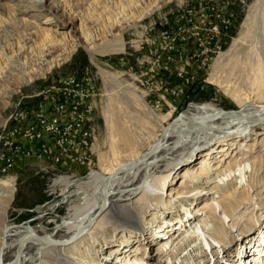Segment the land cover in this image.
I'll use <instances>...</instances> for the list:
<instances>
[{
	"label": "bare ground",
	"instance_id": "bare-ground-1",
	"mask_svg": "<svg viewBox=\"0 0 264 264\" xmlns=\"http://www.w3.org/2000/svg\"><path fill=\"white\" fill-rule=\"evenodd\" d=\"M47 2L43 0L38 7L32 0L7 5L14 19L26 25L29 23L26 17L32 10L43 11V17L37 19L36 15H29L36 25L30 53L39 59L48 44L60 47V52L46 62V72L69 59L79 45L87 50L92 60L97 54L125 51V29H136L138 21L163 5L160 0H125L118 3L114 10L100 16L96 28L91 29L85 25L82 16L77 27H70L63 16L47 6ZM36 20L43 23L37 25ZM4 21L0 16V23ZM114 27H119L117 32L113 31ZM140 34L141 31H137L136 35ZM131 43L136 45L137 41ZM95 66L107 96L103 114L110 139L112 168L107 174L92 170L72 193H67L66 187L74 179H56L54 183L58 184V190L65 197L63 199L68 201L61 224L55 223L58 226L51 228L38 224L37 228L26 224L20 227L11 225L8 230L4 229L0 233V250L5 237L0 264H27V261L31 264H111L114 257L116 261L112 264H151L144 260L142 252L137 253V249L129 252L130 244L144 232L149 233L150 241L158 239L162 242L160 256L154 264H163V261L167 264H191L196 261L199 264L197 261L201 257L196 255L201 253L204 245L210 248L212 260L216 255L213 254L216 246L224 252L223 240L229 236V229H235L237 236H242L243 240L245 226H240V221L251 223L254 215L245 212L249 206L242 213H237V209L242 200L246 204L244 201L253 199L256 183L258 179L262 180V167L255 159L249 161L241 157L227 162L226 166L210 165L207 161L201 164L200 161L198 169L185 168L180 175L183 179L176 187L172 185L177 176H174L175 170L183 164L197 163L203 148L209 147L204 155L214 151L223 153L238 138L240 142L256 128H264V0L249 3L236 36L229 47L215 57L208 76V81L230 98L237 108L225 110L211 102L190 103L180 113L178 121L168 127L155 153L140 165L128 167L114 176L107 184L109 175L137 160L143 152L134 159H122L125 155L121 156V153H127L126 157L133 155L137 145L144 141L148 150L159 140L165 128L163 123L174 111L157 114L149 105L146 93L134 82L127 81L118 72ZM235 76V79L241 78L246 83L245 88L233 80ZM31 80L28 78L25 82ZM1 103L5 106L8 101ZM139 126L148 129L138 136L135 130ZM158 130L160 133L157 134ZM105 158V153H98L100 163ZM13 192V178L0 180V215L5 213ZM75 193L77 196L67 199ZM202 196L206 198L199 205L198 200ZM260 202L255 205L261 206ZM46 208L53 211L51 206ZM44 209L38 207V214ZM89 212H92L90 216L97 215L88 225ZM226 219L229 225H225ZM193 221L196 224L191 226ZM187 226L190 227L186 229ZM176 233H179L178 236L187 233L186 240H182L178 250L171 253L165 249L166 239ZM76 234L72 242L60 246L42 243L43 240L64 241ZM210 240L215 247H211ZM252 257L249 264H264L261 250ZM220 262L218 264H222Z\"/></svg>",
	"mask_w": 264,
	"mask_h": 264
},
{
	"label": "rangeland",
	"instance_id": "rangeland-1",
	"mask_svg": "<svg viewBox=\"0 0 264 264\" xmlns=\"http://www.w3.org/2000/svg\"><path fill=\"white\" fill-rule=\"evenodd\" d=\"M22 1L23 0H0V16L5 19L4 22L0 23V60L2 59L0 64V128L4 123L6 115L15 104H32L33 99L30 96L38 92L41 88H44L51 81L59 78L60 76H66L70 73L76 74L79 77H91L97 92L96 132L93 141L94 159L89 166H86V169L78 174V180L73 182L69 180L71 183L66 187V191L67 193H72L76 190L77 184L85 180L92 170L107 174L113 165L110 151V139L106 130L103 114V107L107 96L101 77L95 65L103 67L111 72H118L127 81H132L129 76L124 73V68L120 67L118 64L120 53L108 55L97 54L94 55L92 60L87 50L80 45L69 59L63 62L61 61L59 65H54L47 72L44 71L46 68V62L50 61L60 52V47L56 44H48L43 51V55L39 59L34 54L32 55V53H30V46L33 43V39L35 38L33 32L36 25L33 23L34 19L30 18L29 15H36V19L38 17H43V11L36 9L38 6H40L43 0H32L37 7H35L36 10H32L27 15L26 19H29V23L27 25L21 23L20 20L14 19L7 9V5H19L22 3ZM241 1L236 0L235 2L234 6L240 10L237 25L233 28V30H235L227 39L226 44L221 52L225 51L229 47L232 39L236 36L239 25L245 16L249 3H251L252 0ZM123 2H125V0H48L47 6L53 12L57 13V15L63 16L70 27H77L80 21L79 19L82 16L81 19H83L85 25L91 29H94L97 26V19L100 16L109 10H114L118 3ZM160 2L163 4L162 7L153 11L149 16H145L140 21H138L136 23V29L134 27L125 29L123 38L126 43V51L133 52L131 43L133 41L132 39L135 38L137 31H141L143 26L148 25V23L153 21V19L159 20V17L162 16L167 10L171 9L174 5H186L188 0H160ZM36 22L37 25H41V23H43L40 22V20H36ZM118 29L119 27H114L113 31L117 32ZM18 45L20 46L19 50L17 49ZM214 60L215 57L212 61H210L209 66L203 70V75H201L199 82L194 84V86L186 92L177 111L165 120L163 123L164 126L171 122L175 116L184 111L187 106L193 102H211L217 104L219 107L225 110L237 108L236 104L230 98L224 96L217 86L208 81V76L212 69ZM28 78H32V80L30 82H25ZM235 78L236 76L233 80L236 81L239 86L243 88L246 87V83H244L241 78ZM174 83L175 81L173 80V84ZM134 85L136 86V84ZM4 100H7L8 103L7 105L2 106L3 103L1 102ZM149 105L151 106V104ZM122 106L125 107L124 104H122ZM152 109L159 115L168 113V110L166 109L162 111L157 110L155 107H152ZM146 129H148L146 126H139V128L135 130V135L139 136L141 133L146 132ZM158 133H160L159 130L157 131V134ZM246 138H243L240 140V142L238 140L240 138H238L237 141L234 142V145L229 147V150L223 153L214 151L211 152L210 155H204L209 149V147H205L201 150V157L196 160L197 163L190 165L189 163L183 164L175 170L174 176H177L172 185L173 187H176L179 181L183 179L180 177V175L185 168L198 169L200 166V161L201 164L202 161H207L210 163V165L218 164L226 166L227 162L233 161L235 159L238 160L242 157L243 159H247L249 161L255 159L256 163L262 167L260 171V177L262 180L260 181L256 176L258 182L254 188L255 196L249 202L244 201L246 204L243 203V200L241 199L242 203H240V206L237 209V213H242L245 211L244 209L249 206L245 212L249 215L252 213V215H254V220H252L251 223H244L242 220L240 221V226H245V232L242 234L245 237H243L242 240V236L238 237L235 229H229V236L223 240L224 252L220 251L218 246L215 247L210 240L209 244H211V247H215V250L212 249L213 254L216 253V255L213 257L215 260L211 259L212 254L210 248L204 245L202 246L201 253L196 255V257H201L197 261L199 264H212L213 261H215V264L221 263L220 261H222V264H249L250 259L253 258L252 255H258L259 250L264 253V128H256L255 132L249 134V136ZM144 142L142 143L143 146L142 144H138L136 151L129 157H126L127 153L122 152L121 156L125 155V157H122V159H134V157L139 156L147 149V145ZM242 142L243 145H240ZM121 149L123 148L121 147ZM99 152L106 154V158L102 163H100L98 160ZM52 175V167H50L46 161H41L36 158H25L18 161L17 170H15L9 176H0V180H6L10 178L14 179V192L12 199L10 200L5 213L0 215V233L3 232L4 229L8 230L9 226L13 225V223L32 219L36 215H38L40 219H34L28 222L26 225L35 227L37 226V222H42L48 228H51L58 226L55 223L59 222L58 224H61L60 220L67 211L68 201L65 204L58 205L56 208H54L55 206L52 205L54 204L53 202L64 197L61 195V197H57L52 200L51 197L47 195L46 190L50 183L49 179L52 177ZM66 195L68 196L69 194ZM73 197L74 195L71 197L69 196L67 199L70 200ZM205 198L206 196H202L198 200L199 205L204 201ZM256 202H260L262 205L258 207L255 205ZM37 205L42 206L43 208L45 207V211L38 214L37 210L34 211V208ZM47 206H51L53 211L48 210L46 208ZM17 208H23L25 210L22 213H18L16 211ZM49 212L53 213L42 217L43 214ZM227 221L228 220L226 219L225 225H229V222ZM195 224L196 222L190 225L194 226ZM189 227L187 226L186 229ZM189 231L190 229L188 232ZM178 234L179 233L171 235L168 239H166L167 244L165 249L167 251L171 253L176 252L178 250V246L182 244V240H186L185 236L187 233H184L180 236H178ZM148 236V232L140 233L137 240L130 244L129 252L137 249L136 251H138V254L141 252L143 253L141 255L145 261L154 264L156 261H158L160 256L158 254L161 253L159 248L162 242H159L160 240L158 239L152 242L150 239H148ZM254 241L258 242L256 243ZM105 252L107 254L108 250ZM129 252H126V254ZM115 261L116 258H112L111 264ZM27 264H31V262L27 261ZM163 264H167V262L163 261ZM191 264L197 263L196 261H193Z\"/></svg>",
	"mask_w": 264,
	"mask_h": 264
},
{
	"label": "built area",
	"instance_id": "built-area-1",
	"mask_svg": "<svg viewBox=\"0 0 264 264\" xmlns=\"http://www.w3.org/2000/svg\"><path fill=\"white\" fill-rule=\"evenodd\" d=\"M235 2L174 5L135 34L133 52L119 54V66L153 107L177 111L231 36L240 11ZM96 96L91 77L70 73L31 95L32 104H15L0 128V176H9L25 158L46 161L53 170L46 193L52 200L61 197L54 181L78 180L94 159Z\"/></svg>",
	"mask_w": 264,
	"mask_h": 264
},
{
	"label": "water",
	"instance_id": "water-1",
	"mask_svg": "<svg viewBox=\"0 0 264 264\" xmlns=\"http://www.w3.org/2000/svg\"><path fill=\"white\" fill-rule=\"evenodd\" d=\"M226 110H230V109H226ZM179 118H180V113H179L177 116H175V117L171 120L170 124H168V125L165 126V128H164V129L162 130V132H161V135H160L159 140H157L155 143H153V145H152L148 150L144 151V152L141 154V156H140L137 160L131 162L128 166H126V167H124V168H123V167L119 168L118 170H116V172H114L113 174L109 175V176L106 178V184H107V183L109 182V180H111L114 176L120 174L121 172H123L124 170H126L128 167H136V166L140 165V164L143 163V162H144V161H145V160H146L151 154L155 153V151H156L157 148L159 147V144H160L161 138L163 137V135H164L165 132L167 131L168 127H169L172 123L178 121ZM199 126H200V125H199ZM105 187H106V186H105ZM96 194H97V193H96ZM74 196H77V193H75ZM46 203H48V202H46ZM53 203H54V204H52V205H54V206H55L54 208H56V207H57L58 205H60V204H65V203H67V200H66V199H63V197H62V198H60L58 201H55V202H53ZM43 205H44V204H43ZM47 205H48V204H47ZM45 206H46V205H45ZM38 207H41V206H38V205H37V206L34 208V211H36ZM24 210H25V209H23V208H17V209H16V211H17L18 213H22ZM50 213H53V212H49V213L43 214L42 217L45 216V215H47V214H50ZM91 214H92V212H89V213H88V222H87L88 225L91 224V223L94 221V219H95V217H96V215H97V214H93L92 216H90ZM42 217H41V218H42ZM34 219H40V218L38 217V215H36V216H35L34 218H32V219H29V220H23V221H20V222H17V223H13V227L24 226L25 224H27L28 222H30V221H32V220H34ZM37 224L40 225V226H43V225H44L42 222H37ZM76 236H77V234L71 236L70 238H68L67 240H64V241H62V240H43L42 243L45 244V245H47V246H53V247H54V246H60V245L65 244V243H70V242H72V241L75 239ZM4 245H5V237H3V240H2L1 250H2V248L4 247ZM1 250H0V255H1Z\"/></svg>",
	"mask_w": 264,
	"mask_h": 264
},
{
	"label": "trees",
	"instance_id": "trees-1",
	"mask_svg": "<svg viewBox=\"0 0 264 264\" xmlns=\"http://www.w3.org/2000/svg\"><path fill=\"white\" fill-rule=\"evenodd\" d=\"M240 21V20H239ZM237 25V24H236ZM235 30V29H234ZM234 30H232V32L231 33H233L234 32Z\"/></svg>",
	"mask_w": 264,
	"mask_h": 264
}]
</instances>
